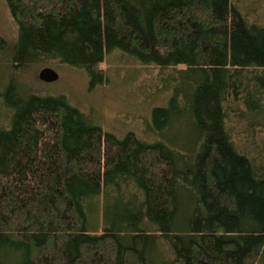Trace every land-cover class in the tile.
<instances>
[{"label":"trees","instance_id":"16d2710c","mask_svg":"<svg viewBox=\"0 0 264 264\" xmlns=\"http://www.w3.org/2000/svg\"><path fill=\"white\" fill-rule=\"evenodd\" d=\"M4 1L0 264H264V23L233 0ZM113 53L158 72L139 132L26 85L54 62L102 84Z\"/></svg>","mask_w":264,"mask_h":264},{"label":"rangeland","instance_id":"374dc122","mask_svg":"<svg viewBox=\"0 0 264 264\" xmlns=\"http://www.w3.org/2000/svg\"><path fill=\"white\" fill-rule=\"evenodd\" d=\"M233 1L250 9L251 22L264 23V0ZM0 36L12 42L18 36L16 25L4 0H0ZM55 63H51L50 66L56 72L57 78L50 82L38 80L42 71L40 68L37 72L35 71L36 73L32 66L24 70L28 88L36 93L65 96L72 106L85 114L97 116L104 130L118 136H123L130 129L141 131L142 123L138 120L150 117L148 91L152 92L156 86L154 81L158 78L156 76L158 72L155 68L143 67L132 61H123L117 53H113L108 55L101 65L106 74V81L91 87L90 77L85 71ZM246 115L248 117L249 114ZM247 117L246 122L239 124L237 121L238 123L232 124V127L241 129L240 133H242V129L248 124ZM249 121H252L251 116ZM256 131V142L264 145V127L258 125ZM262 151L264 153V150ZM262 158L261 156L260 159ZM117 197L113 196V198ZM110 204L113 203L110 202ZM110 204L107 203L103 207V213L106 211V206Z\"/></svg>","mask_w":264,"mask_h":264},{"label":"water","instance_id":"95a60500","mask_svg":"<svg viewBox=\"0 0 264 264\" xmlns=\"http://www.w3.org/2000/svg\"><path fill=\"white\" fill-rule=\"evenodd\" d=\"M39 77L44 82H50V81H53V80H55L57 78V74H56L55 71H53L51 69H43L40 72Z\"/></svg>","mask_w":264,"mask_h":264}]
</instances>
